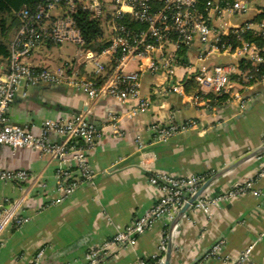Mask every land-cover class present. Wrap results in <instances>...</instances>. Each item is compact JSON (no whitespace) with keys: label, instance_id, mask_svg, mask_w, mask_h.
Segmentation results:
<instances>
[{"label":"crops","instance_id":"obj_1","mask_svg":"<svg viewBox=\"0 0 264 264\" xmlns=\"http://www.w3.org/2000/svg\"><path fill=\"white\" fill-rule=\"evenodd\" d=\"M262 1L246 0L247 9L241 15H221L213 24L231 29L245 21L257 31L253 20L264 8ZM41 48L35 49L25 64L44 68L41 58L35 56ZM200 53L197 42L176 53L182 66L175 72V80L183 81L184 90L186 83H194L186 64L198 59ZM211 62L234 60L221 53L213 54ZM6 65L7 61L0 60V69ZM238 67L243 71L240 63ZM126 70L135 72L138 66L130 63ZM236 79V75L231 77L232 94L240 97L228 95L222 108H207L190 103L194 91L155 98L154 87L164 76L160 71L155 76L144 71L140 92L151 103L135 115L132 104L109 98L90 101L71 88L57 89L49 84L20 87L6 113L11 125L38 135L42 122L71 120L77 113L96 127L100 137L88 154L94 182L79 186L62 200L54 180L57 161L30 149L0 145V170H24L32 175L20 185L0 183V203L21 198L19 215L27 220L19 230L8 228L0 237V264H83L89 248L102 245L159 200L160 193L149 184V173L179 179L204 175L209 179L262 146L264 81L241 89ZM192 122L193 127L168 139L157 138L159 129H178ZM224 123L227 127L221 130ZM114 128L118 134H113ZM247 181L251 186L245 193L209 207L207 212L193 207L184 214L173 234L170 264H192L217 242H222L219 257L206 264H264V199L254 195H264V154L224 174L201 197L222 195ZM163 230V223L155 222L132 245L111 247V257L100 264H137L139 259H152L158 255ZM38 252L43 254L34 260Z\"/></svg>","mask_w":264,"mask_h":264},{"label":"built area","instance_id":"obj_2","mask_svg":"<svg viewBox=\"0 0 264 264\" xmlns=\"http://www.w3.org/2000/svg\"><path fill=\"white\" fill-rule=\"evenodd\" d=\"M247 3L246 0H44L34 10L19 12L18 31L9 46L10 56L7 65L0 69V145L13 150L30 149L57 161L54 180L60 200L72 195L79 186L92 184L94 175L88 165V154L100 137L96 127L81 116L66 121L46 120L41 123L38 135L11 125L6 113L19 88L42 84L71 88L84 93L90 101L109 98L121 104H132L131 113L135 115L146 111L151 103L140 92L144 71L154 76L160 71L164 76V81L154 87L155 98L166 93L186 94L183 81L175 80V72L182 66L176 53L197 42L201 53L185 67L199 91L188 98L190 103L210 108L208 96L211 94L238 99L239 95L232 94L231 77L236 75V83L241 89L246 88L253 76L250 70L241 71L238 64L244 60L249 67H256L264 62L261 56L264 50L241 37L246 31H254L250 22L243 21L241 26L228 29L214 25L213 20L221 15H241L247 9ZM78 10L87 15L88 21L99 23L102 30L99 39L107 44L101 51L85 48L74 19ZM255 26V33L264 32V22ZM64 43L77 47L69 63L54 70L25 64L35 49ZM221 53L229 54L234 62L212 63L211 56ZM80 58L83 64L78 61ZM134 62L138 71H127V66ZM84 64L93 67L88 75L83 69ZM194 125L192 122L178 129H159L157 138L168 139ZM113 134H118L116 128ZM50 136L64 139L57 143L51 141ZM31 178L30 172L24 170H0V183L20 185ZM207 179L204 175L179 179L166 173H149V184L160 193L159 200L102 245L89 248L83 264L106 261L111 257V247L132 245L136 238L160 221L164 230L158 255L151 259L153 263H149L150 259H139L137 264H161L171 220ZM250 186L251 182L247 181L222 195L203 196L191 208L207 212L209 207L245 193ZM254 195L264 199L259 192ZM21 207V198L8 204L0 203V237L8 228L19 230L26 223L27 220L19 215ZM221 246L222 242L214 245L196 264L217 259ZM42 254L38 252L34 260Z\"/></svg>","mask_w":264,"mask_h":264},{"label":"trees","instance_id":"obj_3","mask_svg":"<svg viewBox=\"0 0 264 264\" xmlns=\"http://www.w3.org/2000/svg\"><path fill=\"white\" fill-rule=\"evenodd\" d=\"M43 1L44 0H0V60L8 61L10 56L9 46L18 31L19 26L17 14L25 9L34 10L36 6L42 4ZM74 19L83 36L85 48L92 49L94 51H101L107 46L106 42L100 41L99 39L102 36V30L101 27H99L98 22L93 20L88 21L87 15L79 10L74 14ZM263 22L264 8L253 20L254 24H262ZM263 33L264 32L255 33L250 30L243 33L241 37L245 41L253 43L262 50L264 48ZM233 46L235 47V45ZM261 56L264 60V51L261 52ZM240 67L242 70H250V74L253 76L250 81L251 84L264 81V62L258 64L254 68H251L243 60L240 62ZM185 90L187 94L192 91L196 92V94L199 92L197 90V86L191 82L185 84ZM208 98L210 99V107L217 108H222V106L229 100L228 95L225 94L222 96H214L211 94ZM77 142L81 144L80 141ZM153 262L154 260H149V263Z\"/></svg>","mask_w":264,"mask_h":264},{"label":"water","instance_id":"obj_4","mask_svg":"<svg viewBox=\"0 0 264 264\" xmlns=\"http://www.w3.org/2000/svg\"><path fill=\"white\" fill-rule=\"evenodd\" d=\"M57 89H62L63 87H59V86H55V85H51ZM87 110L85 108H83V112H86ZM76 117L79 116V114H75ZM225 127H227L226 123L223 124V126H221V130H223ZM63 137H57V136H51L50 140L51 141H55L57 143H59L61 140H63ZM264 154V144L262 146H260L258 149L253 150L247 154H245V156L241 159H239L238 161H236L235 163L228 165L226 167H224L222 170H220L219 172H217L216 174H214L213 176H211V178H209L208 180H206L202 186L200 187V189L189 198L188 202L185 203L181 209L176 213V215L174 216V218L171 220V224L168 228V232H167V239H166V250L163 256V260L161 264H170V258H171V254H172V248H173V242H172V238H173V234L175 232V230L177 229L178 224L180 223L181 218L184 216V214L192 207V205L201 198V196L203 195L204 190L210 186L213 182L217 181L218 179H220L221 177L224 176V174L231 172L232 170H234L235 168H237L238 166L242 165L243 163H245V161L263 155ZM218 243V242H217ZM216 243V244H217ZM214 244V245H216ZM212 245L210 248L206 249L204 251V253H202L192 264H196L197 262H199L205 254H207L212 247L214 246Z\"/></svg>","mask_w":264,"mask_h":264},{"label":"rangeland","instance_id":"obj_5","mask_svg":"<svg viewBox=\"0 0 264 264\" xmlns=\"http://www.w3.org/2000/svg\"><path fill=\"white\" fill-rule=\"evenodd\" d=\"M76 49L77 47L70 43H64L60 46H44L40 51H37L38 53H36L35 56H39L41 58V61L43 62L42 67L54 70L60 67L63 63H69V61H72L77 51ZM78 61L82 64L84 63L81 58L78 59ZM84 68L85 71L91 73L92 65L90 66L89 64H84Z\"/></svg>","mask_w":264,"mask_h":264}]
</instances>
